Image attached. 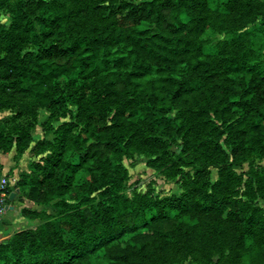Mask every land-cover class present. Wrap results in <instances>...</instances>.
Segmentation results:
<instances>
[{
    "label": "trees",
    "instance_id": "16d2710c",
    "mask_svg": "<svg viewBox=\"0 0 264 264\" xmlns=\"http://www.w3.org/2000/svg\"><path fill=\"white\" fill-rule=\"evenodd\" d=\"M11 13L0 106L70 117L35 143L27 124H0V152L42 153L16 184L39 223L0 242V264H264V0H15ZM209 29L227 37L207 50ZM137 153L182 192L130 196Z\"/></svg>",
    "mask_w": 264,
    "mask_h": 264
},
{
    "label": "rangeland",
    "instance_id": "374dc122",
    "mask_svg": "<svg viewBox=\"0 0 264 264\" xmlns=\"http://www.w3.org/2000/svg\"><path fill=\"white\" fill-rule=\"evenodd\" d=\"M15 0H0V22L6 26H9L11 23V8L14 4ZM227 37L224 33L217 31L213 32L212 29L208 30L207 33V50L211 48H215L216 44L219 40ZM257 59L260 61H264V52L257 56ZM74 110L75 108L71 106ZM15 110L14 109H6L0 106V124L5 125L6 127H10V131H13L12 127L16 126L18 123L27 124V128H29L33 134L34 143L38 139L46 138L52 140L54 138V134L52 131H47V128L53 126V128L57 127L61 122H64L69 119L68 114H64L63 112H57L53 116L50 117V111L47 109H42L39 113L33 117L28 115L23 119H15ZM59 118V119H58ZM32 143V144H34ZM28 151V152H27ZM26 152L29 154V161L39 160L42 156V153H39L38 150L31 149ZM13 152L16 151L13 148ZM25 152V153H26ZM47 154V152L43 153ZM23 156V155H22ZM150 156L146 154L137 153L133 158H124V164L129 169L130 179L127 184V193L130 196L134 194H152L154 196L163 197L172 194H180L182 192V187L180 182L178 181L179 177L176 178H168L160 171L148 165V159ZM29 162V163H30ZM248 168L247 164H244L243 169L238 168V171L246 170ZM11 175V174H10ZM218 177V171L216 168H212V180L215 181ZM256 205H258L264 214V200L257 199L254 201ZM17 204L20 207L30 206L33 208H42L41 206L36 205L34 202L29 201L28 199L21 200L20 197L17 198ZM16 204V205H17ZM49 211L53 209L48 207ZM15 211L10 209L7 215H4V218H8V226L10 229L15 227L16 221L12 219V214ZM11 216V217H10ZM31 220V219H29ZM35 221V220H34ZM38 222V221H37ZM181 264H196L191 260H187Z\"/></svg>",
    "mask_w": 264,
    "mask_h": 264
},
{
    "label": "crops",
    "instance_id": "0c3cea01",
    "mask_svg": "<svg viewBox=\"0 0 264 264\" xmlns=\"http://www.w3.org/2000/svg\"><path fill=\"white\" fill-rule=\"evenodd\" d=\"M27 152L24 153L23 156L19 157L18 159L15 158V152L13 151L7 153L0 152V172L8 173L19 177L21 172L28 170V164L30 161L28 158L29 154ZM15 196L17 197L15 198V200H13V198V201L8 204V209L4 215H7L10 209L14 210L15 212L12 214V217H10L16 221V224L15 227L10 229L8 226H6L9 220L8 218L5 219L3 215V218L0 221V242L7 240L14 232L18 230L35 227L39 223L38 220H29L28 218L22 215V207L17 204L18 195L16 194ZM12 206L13 208H11Z\"/></svg>",
    "mask_w": 264,
    "mask_h": 264
},
{
    "label": "built area",
    "instance_id": "2783aa9c",
    "mask_svg": "<svg viewBox=\"0 0 264 264\" xmlns=\"http://www.w3.org/2000/svg\"><path fill=\"white\" fill-rule=\"evenodd\" d=\"M19 177L10 175L8 173L0 172V221L8 209L7 200L10 198L11 193L19 192L16 187Z\"/></svg>",
    "mask_w": 264,
    "mask_h": 264
},
{
    "label": "water",
    "instance_id": "95a60500",
    "mask_svg": "<svg viewBox=\"0 0 264 264\" xmlns=\"http://www.w3.org/2000/svg\"><path fill=\"white\" fill-rule=\"evenodd\" d=\"M15 195H16L15 192L11 193V195H10V200H12V199L15 197ZM11 208H13V206H12Z\"/></svg>",
    "mask_w": 264,
    "mask_h": 264
}]
</instances>
